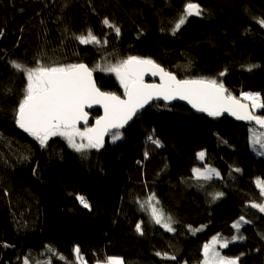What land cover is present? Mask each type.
<instances>
[{"label":"trees","instance_id":"trees-1","mask_svg":"<svg viewBox=\"0 0 264 264\" xmlns=\"http://www.w3.org/2000/svg\"><path fill=\"white\" fill-rule=\"evenodd\" d=\"M187 2L0 0V264H21L50 246L58 254L53 264H81L76 246L86 264L108 257L123 264H203L204 245L215 235L234 234L242 215L245 240L222 254L239 264H264V213L250 207L263 201L256 181L264 180V156L251 149L250 126L161 103L120 132V141L80 154L62 137L42 148L17 129L27 81L10 61L27 67L87 63L103 91L123 96L112 73L95 69L135 56L180 79H213L234 97L259 93L264 100V26L258 22L264 0H192L202 14L173 34ZM88 30L107 43L81 44L76 37ZM91 115L95 120L100 111ZM70 160L83 173L63 172ZM207 164L221 178L196 179L192 169ZM153 194L174 231L155 223L146 204Z\"/></svg>","mask_w":264,"mask_h":264},{"label":"snow or ice","instance_id":"snow-or-ice-1","mask_svg":"<svg viewBox=\"0 0 264 264\" xmlns=\"http://www.w3.org/2000/svg\"><path fill=\"white\" fill-rule=\"evenodd\" d=\"M201 14L200 5L188 0L175 23L173 34L186 23L188 17ZM258 22L264 26V20ZM103 24L112 28L117 35L120 34V29L107 19L103 21ZM76 38L81 44L102 45L107 43L106 40L102 42L98 39L91 30H88L86 35ZM10 64L17 72H22L27 81L23 99L16 109V123L19 128L33 136L41 146L46 145L50 138L59 136L64 138L68 145L77 152L88 148L99 149L103 147L104 137L110 130L122 129L138 109L143 108L150 100L161 97L164 100L176 98L186 100L193 108L206 112L209 116H219L227 111L239 120L254 122L260 129H264V114L257 115L250 110V107L251 109H264V100L261 99L259 93L242 94V99L250 102L249 106V104L241 103L236 97L226 95L227 90L224 85L218 84L216 80H179L151 59L130 56L106 68L96 66L95 70L113 73L117 77L124 89L125 99L115 93L104 92L97 88L93 79V69H89L84 64L45 66L38 63L36 67H27L17 61H10ZM253 67L256 66H249L247 70L251 71ZM147 72H151L154 76L159 75L161 83L146 84L144 76ZM220 75H225V72H221ZM93 105L102 106L104 115L95 120V126L86 127L82 131L79 124L83 121L87 125L89 117L85 109ZM77 137L81 142H77ZM120 138V133H113V140ZM147 139L158 147L161 146L160 141L154 139L152 135H149ZM84 141L87 142L84 143ZM250 143L254 150L264 154V132H258L255 128L251 129ZM205 156L206 153L203 151L197 154L200 161H204ZM192 171L197 179L211 180L213 177L220 176L216 169L206 166L203 171L199 167L193 168ZM256 185L261 195L264 196V180L258 178ZM222 195L223 193H217L216 197ZM78 199L83 207H90L83 196ZM146 204L151 210L155 223L162 225L169 232L174 231L172 218L166 217L163 209L157 207L159 201L155 200L154 194L148 197ZM250 207L264 213V201L252 203ZM241 221L248 222L243 215L240 216L239 221L233 224V228L237 231H239ZM137 230L141 231L139 224ZM236 238L233 237V241ZM228 243L226 239L221 242L220 238L214 237L210 244H205L203 247L204 264H238V257H223L216 250L217 244L220 247H227ZM48 251L53 255H58L51 248ZM73 252L78 260H82L78 246L73 249ZM59 258L64 259L62 256ZM165 258L175 259L174 256L167 255ZM25 264H28L27 259ZM47 264H51V261L49 260ZM83 264H86V261ZM105 264H123V260L118 257H108Z\"/></svg>","mask_w":264,"mask_h":264},{"label":"water","instance_id":"water-1","mask_svg":"<svg viewBox=\"0 0 264 264\" xmlns=\"http://www.w3.org/2000/svg\"><path fill=\"white\" fill-rule=\"evenodd\" d=\"M152 61H153V60H152ZM153 62H154V61H153ZM154 63L157 64V65H159V66H160L161 68H163L166 72H170V73H172L173 75H175V76L177 77V79H179V80H196V79H193V78H192V79H180V78H179L174 72L169 71L168 69H165L161 64H158V63H156V62H154ZM79 64H84V65H86L89 69H91L87 63H79ZM93 79H94V81H95L96 87L99 88L101 91H103V90L98 86V83H96V76H95L94 71H93ZM144 82H145L146 84H160V83H161V79H160V76H159V75H155V76H154V75L151 74V72H147V73H145V76H144ZM218 84H219V83H218ZM225 89L227 90V92H226L225 94H226V95H230L229 92H228V89H227V88H225ZM104 92H105V91H104ZM116 95H117V94H116ZM118 96H120L122 99H125V98H126L124 95L121 96V95L118 94ZM231 96H232V95H231ZM233 97H234V96H233ZM236 98H237L238 100H240L241 103L249 104V106H250V103H249V102H245L244 100L240 99V98L237 97V96H236ZM161 103H164V104H166V105H171V106H172L173 104H179V105H182V106L184 105L185 107H187V108H188L190 111H192L193 113L195 112V113H200V114H204V115H206V116H209L206 112H200V111H198L197 109L193 108L192 105L189 104L188 101H186V100H181V99H179V98H176V99H173V100H164L162 97H161V98H158V99L154 98V99L150 100L147 104H145L143 108L138 109V111L136 112V114L132 117L131 120L128 121V123H127L122 129H113V130H110L109 133L106 134L105 137H104L103 147H104L105 144L109 141L110 134H113V133H116V132H118V133H120V132H125L126 130H128V129L130 128V126L133 125L132 123H133V122H134L139 116H141V114H143L146 110L150 109L151 106H153V105H155V104H161ZM98 110L100 111V116H99L98 118H100V117H102V116L104 115V110H103L102 106H100V105H93L91 108H86L85 111H87L88 114H89V117H88V124L85 125V124L83 123V121H81L80 124H79V127H80V128H86V127H88V126H90V127L95 126V120H96V119H95V120H92V115H91V113L94 112V111H98ZM250 110L253 111V109H251V107H250ZM253 112H254V111H253ZM209 117H213V118H215V117L226 118V117H227V118H229L230 120L234 121L235 123H240V124L245 125V126H247V127H248V126H253V127L259 129V126L255 125L254 122H249V121H246V120H239V119H237L235 116L231 115V114H230L229 112H227V111L222 112L219 116H209ZM98 118H97V119H98ZM17 129H19V131H20L22 134H28V133L25 132L23 129L19 128L18 125H17ZM103 147H101V148H103ZM42 148H43V146H42Z\"/></svg>","mask_w":264,"mask_h":264},{"label":"rangeland","instance_id":"rangeland-1","mask_svg":"<svg viewBox=\"0 0 264 264\" xmlns=\"http://www.w3.org/2000/svg\"><path fill=\"white\" fill-rule=\"evenodd\" d=\"M113 74V73H112ZM114 75V74H113ZM115 76V75H114ZM115 78L117 79V77L115 76ZM117 81L119 82V80L117 79ZM122 86V85H121ZM123 88V87H122ZM122 93H124V89L122 90ZM246 93H248V92H246ZM239 98L240 99H242V95H240L239 96ZM243 100V99H242ZM245 102H249V101H246V100H244ZM250 103V102H249ZM253 111H254V113L255 114H257L258 113V111H259V109H253ZM88 127H90V126H88ZM253 128H255V127H253V126H250L249 127V130H251V129H253ZM82 131L85 129V128H80ZM258 132H264V129H257V128H255ZM121 134V133H120ZM123 137V135L121 134V138ZM53 138V137H52ZM120 138V139H121ZM77 139V142L79 143V142H81L80 141V138L79 137H77L76 138ZM120 139H116V140H113V134H110V138H109V140H112V141H120ZM249 141H250V139H249ZM87 141H84V143H86ZM250 145H251V149H252V151L257 155V156H264V154H260V152L258 151V150H254V148H253V146H252V144L250 143ZM71 148V147H70ZM89 149V148H88ZM88 149H84V150H88ZM257 149H258V146H257ZM74 150V149H73ZM75 151V150H74ZM77 152V151H76ZM82 152V151H81ZM79 154H80V152H78ZM77 153V154H78ZM71 157V156H70ZM69 157V158H70ZM199 160V159H198ZM206 160V156H205V159H204V161ZM204 161H200L199 160V162H201V163H203ZM206 167H210V168H214V167H212V166H210V165H206ZM197 168V167H196ZM199 168H201V170L203 171L204 170V168H205V166L204 167H199ZM215 169V168H214ZM63 172H73V171H77L78 173L79 172H81V173H83V169H81L80 167H78L74 162H72L71 160H70V162L67 164V166L66 167H63ZM217 170V169H216ZM218 172H219V170H217ZM220 173V172H219ZM195 177V176H194ZM196 178V177H195ZM219 178H221V174H220V176L219 177H213L211 180H218ZM197 179V178H196ZM202 180H204V179H202ZM263 201H264V196H263ZM148 208H149V206H148ZM150 209V208H149ZM150 213H151V210H150ZM246 220V219H245ZM237 221H239V220H237ZM237 221L235 222V223H237ZM240 224H241V226H240V228H239V231H237V229H235V232H234V234H232L231 236H226V235H222V234H218V235H215V236H213V237H211V239H210V241L209 242H207L206 244H210L211 243V241H212V239L214 238V237H218V238H220V241L221 242H223L225 239L226 240H228L229 241V243H228V246H231L232 244H234V243H241L242 241H244L245 240V237H243V235H241V230H242V228L244 227V225L246 224V223H244V222H240ZM233 237H237L236 239H235V241H233ZM227 246V247H228ZM227 247H220L219 246V244H217L216 245V250L220 253V255L221 256H223V254H222V251H223V249H225V248H227ZM49 248H51L52 250H54L51 246L50 247H47L46 249H45V251H42V252H40V253H33V254H29V256H25L26 257V259H27V261H28V264H47V262L50 260L51 261V264H53L54 262H55V259H54V257L56 256L57 257V255H55V256H53V254L51 253V252H49L48 251V249ZM54 252H56L55 250H54ZM224 257V256H223ZM25 259V260H26ZM204 259L205 258H203V264H204ZM80 262H81V264H83V262H84V260H83V258H82V260H80ZM106 262V261H105ZM105 262L104 263H97V264H105ZM23 264H25V262L23 263ZM238 264H239V260H238Z\"/></svg>","mask_w":264,"mask_h":264},{"label":"bare ground","instance_id":"bare-ground-1","mask_svg":"<svg viewBox=\"0 0 264 264\" xmlns=\"http://www.w3.org/2000/svg\"><path fill=\"white\" fill-rule=\"evenodd\" d=\"M139 117H140V116H139ZM139 117H138V118H139ZM25 259H26V257H25L24 259H22V263H21V264H23V263L25 262Z\"/></svg>","mask_w":264,"mask_h":264},{"label":"built area","instance_id":"built-area-1","mask_svg":"<svg viewBox=\"0 0 264 264\" xmlns=\"http://www.w3.org/2000/svg\"><path fill=\"white\" fill-rule=\"evenodd\" d=\"M154 138V137H153Z\"/></svg>","mask_w":264,"mask_h":264}]
</instances>
